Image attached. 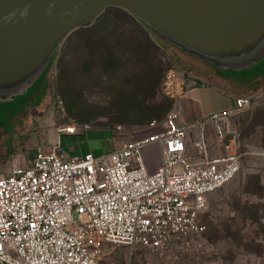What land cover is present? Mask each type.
<instances>
[{
  "label": "built area",
  "instance_id": "1",
  "mask_svg": "<svg viewBox=\"0 0 264 264\" xmlns=\"http://www.w3.org/2000/svg\"><path fill=\"white\" fill-rule=\"evenodd\" d=\"M196 82L171 66L159 93L177 102ZM258 105L237 98L185 126L173 111L148 124L152 133L96 156H68L58 143L37 148L0 177V264H101L108 246L141 248L160 259L196 253L207 197L241 167L240 135L229 122ZM148 145L159 154L152 173L139 154Z\"/></svg>",
  "mask_w": 264,
  "mask_h": 264
},
{
  "label": "rangeland",
  "instance_id": "2",
  "mask_svg": "<svg viewBox=\"0 0 264 264\" xmlns=\"http://www.w3.org/2000/svg\"><path fill=\"white\" fill-rule=\"evenodd\" d=\"M102 17L104 25L118 26V32L127 37L137 29V21L121 10L109 8ZM89 33L92 30L72 33V39L59 44L36 97H29L23 107L19 103L0 107V177L11 166L24 163L37 148L45 150L56 143L66 153L74 146L81 155H100L152 133L151 121L161 123L175 111L176 102L160 95L158 84L151 89L157 67L164 72L181 62L193 65L148 32L150 41L164 51L135 56L127 70L130 83L91 81L100 73L79 69L88 53L81 45L86 42L88 49L92 43ZM83 125L89 129L82 131ZM116 126L121 131L111 132ZM72 127L75 133L70 135L66 130ZM229 130L242 141L241 167L230 182L209 195L198 251L160 259L145 249L108 246L101 264H264V99L233 120ZM139 154L146 170L153 171L158 165L157 147L148 145Z\"/></svg>",
  "mask_w": 264,
  "mask_h": 264
},
{
  "label": "water",
  "instance_id": "3",
  "mask_svg": "<svg viewBox=\"0 0 264 264\" xmlns=\"http://www.w3.org/2000/svg\"><path fill=\"white\" fill-rule=\"evenodd\" d=\"M109 8L196 67L201 84L202 74L234 86L264 76V0H0V107H23L59 44Z\"/></svg>",
  "mask_w": 264,
  "mask_h": 264
},
{
  "label": "trees",
  "instance_id": "4",
  "mask_svg": "<svg viewBox=\"0 0 264 264\" xmlns=\"http://www.w3.org/2000/svg\"><path fill=\"white\" fill-rule=\"evenodd\" d=\"M103 13L90 25L73 32L74 34L78 31L89 32V30H92V33L87 35L88 39L92 41L90 47H87L88 49H86V42L81 45V50H87L88 53L86 54L87 56L84 57V63L79 66V69H82L85 72H94L95 74L100 73L99 76H92L90 78L91 81H100L104 84L109 83L110 85L130 83L131 79L129 73H127V70L131 69V61L133 58H135V56L141 57L142 54L148 55V52H158L159 49L164 51V48L162 46L157 47L153 42H151L148 38V31L138 22L136 23L137 29L134 30V32L132 31V34L130 32L128 37L118 32V26L109 28L110 25H104L102 22L104 21L102 19ZM98 27L102 28L99 30ZM73 34L71 33L65 42H67L69 39H72L71 37ZM157 68L156 82L152 85L153 87H151V89L154 90L158 84L159 91L163 74L169 67L164 69V72H162L159 67ZM248 112L250 111H245L238 114L237 116L233 117L231 121ZM116 127L110 129V131L114 132Z\"/></svg>",
  "mask_w": 264,
  "mask_h": 264
},
{
  "label": "crops",
  "instance_id": "5",
  "mask_svg": "<svg viewBox=\"0 0 264 264\" xmlns=\"http://www.w3.org/2000/svg\"><path fill=\"white\" fill-rule=\"evenodd\" d=\"M201 76L205 77L208 83L201 84L200 82H196L190 88L186 89L176 102L175 111L178 114L177 124L179 126L198 122L213 112L232 107L234 97L241 94L248 93L254 95L253 100L259 104H261L264 99V76L247 80L242 86H234L231 83L211 75L202 74ZM231 122L233 121L230 120L229 125ZM59 140H57V142H59ZM208 141L212 143V134L210 130L208 131ZM64 153L68 156H83L89 154L86 153L81 155L74 146H69L68 152ZM155 169L156 167L153 168V171H155ZM153 171H150V169L148 170L149 173Z\"/></svg>",
  "mask_w": 264,
  "mask_h": 264
},
{
  "label": "flooded vegetation",
  "instance_id": "6",
  "mask_svg": "<svg viewBox=\"0 0 264 264\" xmlns=\"http://www.w3.org/2000/svg\"><path fill=\"white\" fill-rule=\"evenodd\" d=\"M178 68L181 70V72L184 74V75H187V74H198V70L194 67H191V66H188V65H185L183 64L182 62L181 63H178ZM43 81V80H42ZM42 81L41 83L39 84V86L42 84ZM39 86L37 87V89L35 91H33L30 95V97H36L37 94H38V88Z\"/></svg>",
  "mask_w": 264,
  "mask_h": 264
},
{
  "label": "bare ground",
  "instance_id": "7",
  "mask_svg": "<svg viewBox=\"0 0 264 264\" xmlns=\"http://www.w3.org/2000/svg\"><path fill=\"white\" fill-rule=\"evenodd\" d=\"M72 130H73L72 128H70V129L68 128V130H66V131H68V132L70 131L71 132Z\"/></svg>",
  "mask_w": 264,
  "mask_h": 264
}]
</instances>
